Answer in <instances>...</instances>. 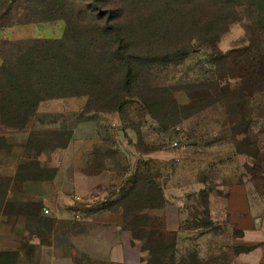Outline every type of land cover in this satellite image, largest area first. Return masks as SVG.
Listing matches in <instances>:
<instances>
[{
  "label": "rangeland",
  "instance_id": "rangeland-1",
  "mask_svg": "<svg viewBox=\"0 0 264 264\" xmlns=\"http://www.w3.org/2000/svg\"><path fill=\"white\" fill-rule=\"evenodd\" d=\"M36 2L43 11L39 7L34 16L22 1L0 0V109L5 111L0 229L11 232L24 223L26 209L12 179L18 163L33 156V147L62 145L64 136L52 122L61 116L55 113L79 106L101 122V148L126 150L129 156L161 149L159 170L150 161L138 166L160 172L163 199L152 196L142 204L141 221L148 228L139 233L141 264H264V251L237 245L231 230V219L246 212L251 200L259 214L264 205V128L239 119L241 97L232 91L239 84L229 80L242 76L246 85L264 90V0H35L32 5ZM48 6H54L52 15ZM34 18L39 22L27 23ZM104 20L111 21L110 29L98 27ZM21 41L37 52L41 42L52 48L63 82L48 94L59 93L61 86L64 94L88 96L44 100L26 122L25 69L4 64L12 57L2 44ZM124 61L132 68L126 91ZM36 64L31 72L37 75L51 69ZM14 108L21 110L17 121ZM217 110L225 112L223 125ZM173 142L178 147L172 148ZM159 219L177 235L164 230ZM14 261L11 253L0 254V264Z\"/></svg>",
  "mask_w": 264,
  "mask_h": 264
},
{
  "label": "crops",
  "instance_id": "crops-1",
  "mask_svg": "<svg viewBox=\"0 0 264 264\" xmlns=\"http://www.w3.org/2000/svg\"><path fill=\"white\" fill-rule=\"evenodd\" d=\"M244 101L241 117L264 128V90L245 93ZM216 113L217 123L223 125L225 112ZM55 114L61 116L52 122L64 136L63 144L41 153L30 149L33 156L19 162L12 173L15 180L19 166L34 163L39 168L33 173L37 177L23 172L13 181L23 204L35 206L36 214L26 217L14 231L0 229V253L14 254V264H141L145 253L139 233L148 227L143 221L124 218L117 202L127 180L135 172L142 173L138 169L142 161L160 169L161 149L130 156L126 150L103 149L101 122L93 112L83 113L82 107L75 106L59 108ZM118 124L111 122L113 127ZM121 142L127 143L126 139ZM159 173L155 176L158 185ZM257 208L251 200L246 212L231 219V230L237 233V245L264 251V205L261 214ZM158 221L165 224L164 230L177 231L167 227V220Z\"/></svg>",
  "mask_w": 264,
  "mask_h": 264
},
{
  "label": "trees",
  "instance_id": "trees-1",
  "mask_svg": "<svg viewBox=\"0 0 264 264\" xmlns=\"http://www.w3.org/2000/svg\"><path fill=\"white\" fill-rule=\"evenodd\" d=\"M5 1H7V3L9 5H14L15 3L19 2V1H22L23 5L28 4L29 9L34 12V16L38 14V8L39 7H40V9H42L41 11H43V7L41 8V6H38L37 2L32 5V2L35 0H5ZM96 3H97V1L92 3V5H94V4L96 5ZM26 8L28 9V7H26ZM26 8H23V11H25ZM46 9L48 10V13L50 15H52L54 13V6H48V7H46ZM39 13H41V12H39ZM97 15H98L99 20H101L102 19L101 16H103V14L97 13ZM56 19L57 18H53L52 21H55ZM26 21L28 24L39 22L35 18L33 20H26ZM110 22L111 21L104 20L103 22L99 23L98 27L102 30L110 29L112 27ZM2 26H4V25H2ZM30 43L31 42H23V41L16 42V43H10V42H3L2 43L4 45H6L5 46L6 47L5 52L10 53L11 57H12L11 60H6L4 62V64H6L10 68H12V66H14L17 63V64H19V68L21 67V68L25 69L24 70L25 82H26V85L29 89V93L27 96L28 97L27 100L22 102L21 107H23V106L25 107V111L23 112V117L26 118V120H25L26 122L30 117L34 116L40 102H43L44 100H49V99H53V98H59V99L70 98V97L81 96V95H84V96L87 95L88 96V94L85 95V94H78V93H72V94L65 93L64 94L62 92L61 86L58 90L59 93L53 92L51 94H48L50 90L51 91L56 90L57 85L60 82H61V84L63 82V80L58 75V73H59L57 71L58 70V62L56 61L55 55L51 51L52 48H49V45H47L48 43H46V42L38 43L41 45L39 52L33 51L32 49L29 50V48L27 46ZM3 48H4V46H3ZM115 53H116V57L120 58V56H122V51L120 48H117ZM4 59H6V57ZM36 61H39V62L36 64ZM122 61H123V58L121 57L120 62H122ZM35 64L36 65L47 64L50 66L51 69L44 70L43 75H37L35 71L31 72V69ZM114 69L119 71V69H117V68H114ZM122 70H123V74H124V78L122 79V81L123 80L124 81L122 83L124 84V89L126 91V87L131 82V76H132L131 63L124 61ZM4 71H5V68L4 67L1 68V72L3 73ZM233 79H234V81H236L239 84V87H237V88L233 87L234 90H232V91H238L237 93L240 94V97H241L240 104H239L240 109H241L239 119L242 121L249 122V121H247L241 117L242 116V107H243V104L245 103L244 97H245V93H247L249 91H256V89L253 88L252 86H249V84L246 85L244 83V78H242V76H235V77L229 78V80H233ZM9 88L11 89V91L17 90L16 87H9ZM16 92L18 93V91H16ZM109 96L113 98V95L111 93H109ZM113 102L117 106L118 101L114 100ZM10 103H12V102H10ZM3 112H5V111L0 109V117L3 115ZM116 113H119V109L116 110ZM20 114H21V110L19 108H14V114L12 115V118L17 121L20 117L19 116ZM0 123H2V122L0 121ZM61 136L63 137V135H61ZM4 139L5 138L0 137V141H3ZM32 149H35L37 151V153H41V152L45 151L47 148L33 147ZM18 169L20 171L15 176L16 179L21 174H23V172L24 173L27 172L28 177H37L33 173H34V171L36 172V170H39V168L34 163L19 166ZM93 169H99V167L96 168L94 166ZM151 172L152 171H150V173ZM150 173L148 171H145V172L142 171V173L135 172L130 177V179L127 180L125 185L121 188L119 200L117 203L120 204V206L123 210L124 218L132 217V218H135V219L141 221L144 218V207L142 205L143 203H145L148 199L149 200L152 199V196H154L155 200L158 202L163 201L161 194H160L159 185L156 183V180H155L156 175H153ZM15 180H13V181H15ZM144 188H147L146 193L144 191ZM23 205L26 209L24 219L30 215L36 214L37 208L35 206H30L27 204H23ZM136 227H138V226L136 224H133V231L134 232H137ZM13 256L15 258L14 254H13Z\"/></svg>",
  "mask_w": 264,
  "mask_h": 264
},
{
  "label": "built area",
  "instance_id": "built-area-1",
  "mask_svg": "<svg viewBox=\"0 0 264 264\" xmlns=\"http://www.w3.org/2000/svg\"><path fill=\"white\" fill-rule=\"evenodd\" d=\"M171 146H172V148H175V147H178V144H177V142H173ZM74 218L79 219V216L76 215Z\"/></svg>",
  "mask_w": 264,
  "mask_h": 264
},
{
  "label": "water",
  "instance_id": "water-1",
  "mask_svg": "<svg viewBox=\"0 0 264 264\" xmlns=\"http://www.w3.org/2000/svg\"><path fill=\"white\" fill-rule=\"evenodd\" d=\"M119 136L123 139V133L122 132L119 134Z\"/></svg>",
  "mask_w": 264,
  "mask_h": 264
}]
</instances>
